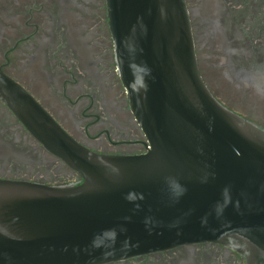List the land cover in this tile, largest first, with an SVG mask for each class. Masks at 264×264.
I'll use <instances>...</instances> for the list:
<instances>
[{
  "label": "water",
  "instance_id": "obj_1",
  "mask_svg": "<svg viewBox=\"0 0 264 264\" xmlns=\"http://www.w3.org/2000/svg\"><path fill=\"white\" fill-rule=\"evenodd\" d=\"M106 11L146 151L85 149L0 73V99L82 180L0 179V264H108L197 244L264 264V127L203 82L185 0H106Z\"/></svg>",
  "mask_w": 264,
  "mask_h": 264
},
{
  "label": "flooded vegetation",
  "instance_id": "obj_2",
  "mask_svg": "<svg viewBox=\"0 0 264 264\" xmlns=\"http://www.w3.org/2000/svg\"><path fill=\"white\" fill-rule=\"evenodd\" d=\"M199 73L228 110L264 127V0H185ZM0 73L75 142L100 155L145 153L118 76L106 0H0ZM0 179L59 186L80 176L0 99ZM108 264H245L215 244Z\"/></svg>",
  "mask_w": 264,
  "mask_h": 264
}]
</instances>
